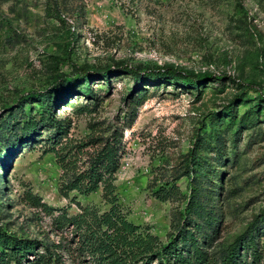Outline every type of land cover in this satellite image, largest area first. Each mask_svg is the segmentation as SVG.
<instances>
[{
	"label": "rangeland",
	"instance_id": "374dc122",
	"mask_svg": "<svg viewBox=\"0 0 264 264\" xmlns=\"http://www.w3.org/2000/svg\"><path fill=\"white\" fill-rule=\"evenodd\" d=\"M120 67L141 70L139 91L132 73L112 74L109 82L99 76L90 83L92 96L83 85L55 111V119L71 122L68 147L78 165L101 147L81 152L91 137L122 133L119 202L129 221L168 244L190 196L188 178L177 182L180 197L164 201L155 193L175 182L196 148L219 221L200 235L208 258L221 261L254 223L256 246L242 249L241 258L264 264V105L257 106L264 98V0H0V164H7L0 168V229L68 245L60 251L63 264H94L77 255L71 232L58 230L53 217L109 205L101 190L63 195L71 173L47 153L55 128L43 126L41 104L19 105L29 94L50 96L62 76ZM168 68L207 79L197 90L150 82L151 72ZM30 118L40 124L36 142L11 157L10 141ZM43 206L55 209L53 216Z\"/></svg>",
	"mask_w": 264,
	"mask_h": 264
},
{
	"label": "trees",
	"instance_id": "16d2710c",
	"mask_svg": "<svg viewBox=\"0 0 264 264\" xmlns=\"http://www.w3.org/2000/svg\"><path fill=\"white\" fill-rule=\"evenodd\" d=\"M120 68L116 71H104L102 74H90L87 69H83L77 77L62 76L55 81L51 90L54 95L51 94L50 97L47 93L29 94L19 105L23 110L26 104H41L43 126L50 125L55 128L56 133L50 139L53 140V145L47 153H54L62 169L66 173H71L62 185L63 195L68 197L70 193L76 192L87 196L101 190L106 204L109 205L104 211L96 207H81V212L74 216H70L66 209H62L56 217H53L55 226L58 230L70 231L72 236L70 244L76 246L77 255L89 258L94 264H154L155 261L159 264H245L241 258V250L256 246L254 223L227 249L219 262L211 261L201 245L200 235L205 231V227L215 231L219 221L215 208L209 205L213 194L209 193V185L204 183L208 174L207 171L205 175L203 174L205 169L201 165L196 148L191 153V158L176 171L175 182L172 185L166 183L155 193L156 198L164 201L180 197L177 182L182 177L188 178L190 196L183 197L186 201V209L184 213H180L177 235L173 236L168 244L162 243L148 228L129 221L119 202L116 175L124 155L122 133H114L104 139L91 137L88 143L79 147L80 151L98 144H101V147L96 150L87 165L82 167L78 165L73 149L68 147L71 122L55 119V111L60 106L67 105L68 100H72L77 89L83 88V85L88 90L84 93L92 96L90 83L99 76L109 82L112 74L132 73L136 82L133 92L139 91L145 83L141 70L131 72L127 68ZM206 79L207 77L182 75L175 69L169 68L159 69L149 75V80L153 83H169L174 80L176 84L195 90L203 86V81ZM262 104L264 105V98L258 100L257 106L261 108ZM255 113L257 114L258 111ZM226 114L228 117L235 115L232 109ZM39 130V121L28 119L18 132H15L17 133L15 140L10 141L9 155L12 157L19 146L21 149L36 142L34 138ZM199 150L206 151L207 147L201 144ZM0 168L5 170L7 164H0ZM43 208L53 216L55 209L48 206ZM210 238L207 233L205 239L210 240ZM67 246L18 238L0 229V264H63L60 251L65 250ZM254 256L259 262L261 256L257 252Z\"/></svg>",
	"mask_w": 264,
	"mask_h": 264
}]
</instances>
